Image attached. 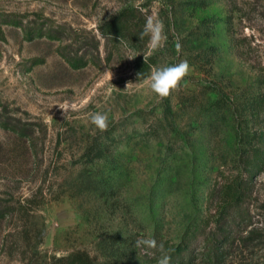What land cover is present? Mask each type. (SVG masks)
<instances>
[{
	"label": "rangeland",
	"instance_id": "1",
	"mask_svg": "<svg viewBox=\"0 0 264 264\" xmlns=\"http://www.w3.org/2000/svg\"><path fill=\"white\" fill-rule=\"evenodd\" d=\"M145 9L167 35L146 63ZM124 14L129 42L111 32ZM181 60L182 86L158 98L144 83L152 67ZM262 99L264 0H0V207L16 213L0 221V264L78 251L157 264L181 242L191 264H264V104L258 115L250 106ZM96 112L107 131L90 122ZM89 143L109 158L85 164ZM85 166L112 173L113 189L68 191Z\"/></svg>",
	"mask_w": 264,
	"mask_h": 264
},
{
	"label": "trees",
	"instance_id": "2",
	"mask_svg": "<svg viewBox=\"0 0 264 264\" xmlns=\"http://www.w3.org/2000/svg\"><path fill=\"white\" fill-rule=\"evenodd\" d=\"M126 17V18H125ZM125 19V20H124ZM128 19L129 16L122 15L115 24H112L111 32H115L118 37L125 38L129 42L127 35L128 28ZM38 37H50L53 38L51 33L38 32ZM264 100L253 101L251 106V112L254 115H258L263 107ZM219 100L211 103V109L220 107ZM17 132L21 130L17 129ZM82 159L85 160V164L89 165L90 163H95L98 161L107 160L108 154L106 150L102 147L101 143H89L86 147L84 153L82 154ZM114 176L112 173L108 175H98V172L94 167H83L75 177L67 179L65 186L67 190L77 193H88V192H106L108 188L111 190L114 187ZM248 191V186L244 181H238L236 184L235 192L231 195L233 203H231V208L237 213L236 218H246L248 215V209L245 206L246 204V193ZM27 204L32 203L31 199H27ZM0 207V221L5 220L10 215L13 216L16 213L13 212V208L10 209ZM24 237L28 240L30 235L28 231L23 234ZM166 254H170L171 261L170 264H191L193 261V247L191 242H181L175 247L165 249ZM55 264H96L95 260L87 252L78 251L71 254L68 257L57 258Z\"/></svg>",
	"mask_w": 264,
	"mask_h": 264
},
{
	"label": "clouds",
	"instance_id": "3",
	"mask_svg": "<svg viewBox=\"0 0 264 264\" xmlns=\"http://www.w3.org/2000/svg\"><path fill=\"white\" fill-rule=\"evenodd\" d=\"M144 12L146 14V22L139 38L143 39L144 37H148V53L143 55V61L146 63L153 53L164 47L167 41V35L164 22L154 15H148L146 9ZM180 48V44L177 43V52L180 51ZM132 58L133 57H129V59ZM189 72L190 65L186 60H181L176 64L168 66H153L144 83L150 87L151 91L155 93L158 98L164 99L180 89L182 81ZM110 78H112V73H110ZM129 84L130 83H128L127 87ZM59 108L64 110L65 113L68 110L67 105L59 106ZM90 122L101 132L107 131L109 127V120L106 113L96 112L90 114ZM135 244L137 247L143 246L150 249H156L158 247L156 240L151 238L137 239ZM159 249L163 253V244L159 245ZM170 261V254H163L158 259L157 264H170Z\"/></svg>",
	"mask_w": 264,
	"mask_h": 264
}]
</instances>
